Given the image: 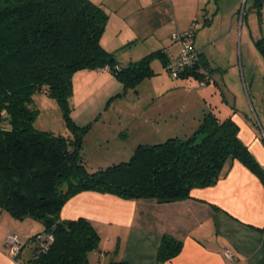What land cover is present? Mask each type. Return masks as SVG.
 <instances>
[{
    "label": "trees",
    "instance_id": "obj_1",
    "mask_svg": "<svg viewBox=\"0 0 264 264\" xmlns=\"http://www.w3.org/2000/svg\"><path fill=\"white\" fill-rule=\"evenodd\" d=\"M254 5L264 4L255 0ZM109 21L105 7L92 0H0V208L18 220L40 222V233L55 239L44 250L36 241L40 233L35 235L30 264H91L90 255L100 246L98 231L85 218H61L66 203L78 194L178 202L191 199L195 189L216 185L232 161L245 165L264 185V169L241 141L237 123L221 119L212 109L190 135L139 145L128 162L88 170L81 153L87 127L69 116L74 76L105 70L132 86L152 74V57L169 62V53L161 49L120 67L102 43ZM194 27L180 40L193 45L196 59L179 68L178 76L210 84L219 68L203 61L205 56L194 46ZM255 45L264 56V39ZM38 93L59 102L72 137L36 129L39 113L33 101ZM28 244L22 242L15 260L20 261ZM182 248V241L165 235L157 262L171 261Z\"/></svg>",
    "mask_w": 264,
    "mask_h": 264
},
{
    "label": "rangeland",
    "instance_id": "obj_2",
    "mask_svg": "<svg viewBox=\"0 0 264 264\" xmlns=\"http://www.w3.org/2000/svg\"><path fill=\"white\" fill-rule=\"evenodd\" d=\"M254 1L154 0L139 20L142 32L147 34L145 37L123 43L125 34L118 36L114 30L105 32L104 37L109 41L104 44L111 48L120 67L139 62L161 49L169 52V62L165 65L160 58L152 57V74L132 86L124 85L104 70H85L74 76L69 116L78 126L87 127L81 153L89 171L128 162L139 145L184 137L181 130L169 135V131L158 130V127L166 128L169 124L173 130L175 126L178 129L180 122L191 121L190 115H202L209 109L223 118L237 106L242 116L248 113L261 123L264 56L255 42L264 38V5L254 6ZM204 9L211 21L216 18L212 26L206 25L208 18ZM245 12L247 18L242 32L238 17ZM150 23L156 24L155 27ZM193 26L196 46L206 54L212 66L223 72L217 70L210 84L185 80L171 71V67L177 68V58L184 51L180 37ZM173 34L178 37H172ZM33 107L39 113L36 129L72 137V129L67 126L57 100L38 93ZM178 117L180 119L175 120ZM164 136H167L164 140L160 139ZM102 237L99 248L111 250L110 241ZM33 247L34 244L29 243L28 250Z\"/></svg>",
    "mask_w": 264,
    "mask_h": 264
},
{
    "label": "crops",
    "instance_id": "obj_3",
    "mask_svg": "<svg viewBox=\"0 0 264 264\" xmlns=\"http://www.w3.org/2000/svg\"><path fill=\"white\" fill-rule=\"evenodd\" d=\"M92 1L102 4L110 14L107 30H114L118 36L126 35L123 43L135 42L147 35L142 32L139 20L154 0ZM204 11L210 22L208 26H212L218 14L211 21L209 13L206 9ZM246 15L245 12L244 16L238 17L242 32ZM155 25L150 23L153 28ZM174 35L172 37L175 38ZM103 39L104 47L111 52V48L104 44L109 41L108 37ZM194 46L205 56L203 61L210 63L195 41ZM210 68L216 67L211 64ZM238 109L236 106L221 119L232 118L237 123L241 141L264 169V117L260 123L248 113L242 116ZM204 113L190 115L191 121L180 122L178 129L175 126L173 130L168 124L166 128L158 127V130H167L169 135L181 130L183 136H187L198 128ZM178 119L180 117L175 120ZM61 218L89 220L100 237L112 244L111 250H102L101 246L93 252L91 264H159L157 253L165 235L182 241L183 248L177 257L164 264H264V185L239 161L226 164L218 183L209 188L195 189L191 199L158 203L152 199L125 200L111 194L84 192L66 203ZM43 230L40 222L30 218L18 220L0 208V264H30L34 247L29 251V244L26 245L20 261H17L6 248L5 240L10 234H15L23 243L34 244L31 239ZM226 252H230L234 259L228 258Z\"/></svg>",
    "mask_w": 264,
    "mask_h": 264
},
{
    "label": "built area",
    "instance_id": "obj_4",
    "mask_svg": "<svg viewBox=\"0 0 264 264\" xmlns=\"http://www.w3.org/2000/svg\"><path fill=\"white\" fill-rule=\"evenodd\" d=\"M183 46H184V51L181 54L179 61H177L178 62L177 68L171 69V71L173 72L172 74H175L176 76H178L179 68L183 66H191L192 62L196 59V50L193 47V45L190 44V42L186 41L183 43ZM54 240L55 239L52 234H44V233L43 234L40 233L36 238L39 247H41L44 250H48L50 245L54 242ZM5 246L13 256H16L21 251L22 242L17 235L10 234L5 240ZM226 254L228 258L232 260L234 259L233 255L230 252H226Z\"/></svg>",
    "mask_w": 264,
    "mask_h": 264
},
{
    "label": "water",
    "instance_id": "obj_5",
    "mask_svg": "<svg viewBox=\"0 0 264 264\" xmlns=\"http://www.w3.org/2000/svg\"><path fill=\"white\" fill-rule=\"evenodd\" d=\"M262 2H263V4H264V0H261ZM255 2V1H254ZM255 6V5H254Z\"/></svg>",
    "mask_w": 264,
    "mask_h": 264
}]
</instances>
